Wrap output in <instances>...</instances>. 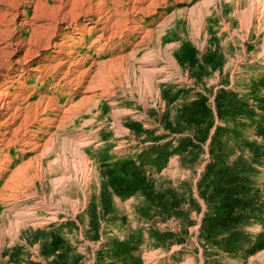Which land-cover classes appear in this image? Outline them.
<instances>
[{
    "label": "rangeland",
    "instance_id": "rangeland-1",
    "mask_svg": "<svg viewBox=\"0 0 264 264\" xmlns=\"http://www.w3.org/2000/svg\"><path fill=\"white\" fill-rule=\"evenodd\" d=\"M257 1L0 0V82L9 91L0 103V264H49L34 232L53 226L84 256L82 264H96L110 238L127 240L140 229L142 264H264V249L228 254L202 239L207 205L197 187L208 161L186 164L179 155L151 168L149 178L197 199L201 211L190 204L188 220L144 219L137 211L143 196L115 197L118 220L103 218L100 239L88 238L104 166L137 157L164 135L159 144L175 142L179 135H169L164 118L173 122L199 94L216 112L220 90L248 94L264 74V3ZM166 93L177 100L169 103ZM248 135L264 146L254 129ZM11 139L16 145L8 150ZM205 151L207 159L208 145ZM259 183L264 187V173ZM152 230L171 236L157 240ZM242 231L253 243L264 223Z\"/></svg>",
    "mask_w": 264,
    "mask_h": 264
},
{
    "label": "trees",
    "instance_id": "trees-1",
    "mask_svg": "<svg viewBox=\"0 0 264 264\" xmlns=\"http://www.w3.org/2000/svg\"><path fill=\"white\" fill-rule=\"evenodd\" d=\"M207 56L209 58V54ZM169 96L167 94L166 98L173 104L177 95L170 96L171 99ZM180 109L173 122L167 118L163 120L169 135H179L175 142L174 138L159 144L170 137L164 135L137 157H117L104 166L100 203L94 200L89 208L93 230L88 232V238L100 239V221L105 220L103 218L118 220L115 197L143 196L144 202L137 211L144 219L159 214L188 220L186 205L190 204L194 210L201 211L197 199L187 200L180 189L173 187L158 188L149 178L151 168L162 169L173 156L179 155L186 164L203 159L208 161L197 187L199 196L207 205L200 228L202 239L215 247H222L228 254L237 253L247 246H250L247 249L249 253L264 249V234L252 243L249 234L242 231L254 221L264 223V187L259 183L264 173L261 169L264 168V146L250 141L248 135L252 128L256 135L264 137V74L254 79L248 94L220 90L216 112L202 94ZM218 120L226 125H217ZM215 125L216 130L213 131ZM144 132L151 133L145 129ZM239 139L241 141H237ZM206 145L210 150L207 159ZM233 156L236 159L230 163ZM188 158L191 159L188 161ZM152 234L157 240L171 236L155 230ZM45 236L49 239L45 240ZM34 240H44L41 247L49 264H82L84 256L55 226L47 233L37 230ZM143 244L142 229L134 231L127 240L110 238L97 253L96 264H142L139 250Z\"/></svg>",
    "mask_w": 264,
    "mask_h": 264
},
{
    "label": "bare ground",
    "instance_id": "bare-ground-1",
    "mask_svg": "<svg viewBox=\"0 0 264 264\" xmlns=\"http://www.w3.org/2000/svg\"><path fill=\"white\" fill-rule=\"evenodd\" d=\"M254 1V0H253ZM261 2H263L264 3V0H258L257 1V3H259V4H261ZM258 4V5H259ZM257 5V4H256ZM257 5V6H258ZM262 5V4H261ZM99 7H97V9H98ZM251 8V7H250ZM257 9V8H256ZM260 9H261V7H260ZM263 9V8H262ZM263 12H264V10H263ZM262 12V13H263ZM92 16V15H91ZM52 23V22H51ZM50 28V27H49ZM8 39V38H7ZM10 39V38H9ZM48 42V41H47ZM11 47V46H10ZM10 72V71H9ZM7 74V73H6ZM5 74V75H6ZM7 78H8V76H7ZM7 85V83H6V79H4L3 81H1L0 82V103H1V100H2V97L4 96V94H7L8 92H6V88H5V86ZM10 88V87H9ZM1 89H2V91H1ZM11 89V88H10ZM9 98V97H8ZM16 102H17V98L15 97L14 99H13V101L12 102H7L8 103V107L10 108V107H14L15 106V104H16ZM31 108V107H30ZM35 108V107H34ZM17 110V107H16V109H15V111ZM29 110V109H28ZM34 111V110H33ZM36 111H37V109H36ZM35 112V111H34ZM37 113H38V111H37ZM36 114V113H35ZM5 115V114H4ZM37 115V114H36ZM31 116V115H30ZM29 116V117H30ZM14 117V116H13ZM32 118V117H31ZM5 119V118H4ZM19 132H20V129H16V130H14L11 134H13L15 137H17L18 135H19ZM7 134H9V133H7ZM8 136V135H7ZM7 136H6V134H4V138L5 139H7ZM13 137V136H12ZM11 137V138H12ZM24 137V136H23ZM19 140V139H18ZM5 141V140H4ZM15 141H16V139L15 140H8V141H6V147L8 148V150L9 149H12L15 145H16V143H15ZM19 141H22V139L21 140H19ZM18 141V142H19ZM24 141V140H23ZM24 142H27V143H31L30 141H24ZM46 143V142H45ZM41 144V143H40ZM49 144V143H48ZM29 145V144H28ZM84 145V144H83ZM50 147V146H49ZM25 151V150H24ZM9 152V151H8ZM28 153V152H27ZM44 155V154H43ZM3 159V158H2ZM7 160V159H6ZM10 160V159H9ZM12 161V160H11ZM8 164V163H7ZM3 166H4V159L3 160H1L0 159V171H2L4 168H3ZM30 167V163H27V164H25V165H23V166H21V167H19L18 168V170L15 172V173H13L14 175H13V177H12V180L10 181V182H8L7 183V185L5 186L6 188H9V187H11L10 185L12 184V181H13V179L15 178V177H17V176H19L20 175V173H22V172H24V171H26L28 168ZM19 174V175H18ZM14 185V184H13ZM11 190V189H10Z\"/></svg>",
    "mask_w": 264,
    "mask_h": 264
}]
</instances>
